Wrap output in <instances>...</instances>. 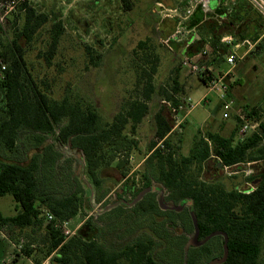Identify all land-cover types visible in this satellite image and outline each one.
Returning a JSON list of instances; mask_svg holds the SVG:
<instances>
[{
    "label": "trees",
    "instance_id": "16d2710c",
    "mask_svg": "<svg viewBox=\"0 0 264 264\" xmlns=\"http://www.w3.org/2000/svg\"><path fill=\"white\" fill-rule=\"evenodd\" d=\"M119 3L123 11H128L132 0H119ZM230 6L229 9L214 6L219 18L224 19L222 24L215 26L202 18L199 9L195 10L185 23L188 28L194 27L199 37L194 44L201 45L203 39L210 37L214 54L213 48L221 34L231 35L239 43L246 38L258 40L257 36L264 34V20L247 4L231 3ZM17 9L23 13L20 27L16 28L14 24L7 30L4 23L0 24V35L5 36L0 45V198L10 195L16 204L14 215L0 214V230L11 243L18 246L22 241L16 258L24 257L33 264L47 259L49 264H207L220 258L221 236L213 237L197 248L190 247L186 252L187 240L181 236L169 241L162 253L164 259L159 260L154 255L159 245L156 239L168 241L169 236L161 234L171 229L165 222L156 223L162 233L155 231V236H137L132 240H121V244L104 240L105 231L114 230L117 224L114 218L120 217L114 216L103 222L104 214L115 209H119V215L124 209L141 215L161 214L154 195L158 186L159 193L164 192L169 203L185 204L187 221L184 223L187 225L183 227L184 234L193 233L191 213L196 219L200 240L212 232L226 234L228 255L222 264H259L264 244V174L244 178L246 183L256 182L248 193L236 186L227 189L219 179L203 181L200 174L203 163L212 156L220 168L228 167L229 172L242 170L247 163L264 160V121L258 134L236 145L233 141L238 125L228 137L207 132L209 144L203 138L195 137L188 155L182 156L171 146L168 134L172 125L160 110L154 115L155 141L147 146V152L141 157L139 171L132 172L129 158L141 153L135 138L136 128L148 114V102L155 91L156 56L144 42L138 44L137 50L142 53L139 59L144 62L137 71L135 82L140 88V96L126 101L109 121L103 120L96 106L74 96L69 85L56 100L50 97V85L45 78H34L39 76L34 75L26 59L28 48L40 42L43 49L38 50L37 58L47 68L52 67L64 26L58 19L49 20L48 15L39 13L26 1L19 3ZM163 22L166 20L161 22L162 28ZM247 23H250V29ZM173 27L170 26L172 29L169 28L167 33L161 29L160 36H168ZM223 49L226 48L220 50ZM86 55L88 65H98V56L92 55L89 48H86ZM219 59L222 61V57ZM216 60L217 55L207 64L213 65ZM221 61L217 60V64ZM199 62L203 59L199 58ZM171 82L173 86L170 92H164V101L178 108L180 101L173 95L180 87L176 79ZM240 112L252 121H259L264 116V109L255 107L245 106ZM158 142L161 146H157ZM70 150L80 154L85 177L98 191L104 187V173L110 171L112 176L106 178L120 186V193L101 202L106 193V190L102 191L96 197L101 209L95 217L87 218L74 235L67 237L58 224L81 213L87 194L80 176H70L68 184H62L61 187L66 185L63 189L53 181L52 172L60 159L76 163ZM147 188L150 191L138 203L132 207L125 205ZM112 204L115 207L105 211ZM46 213L53 216V221L45 222ZM175 249L179 251L178 260L171 256ZM38 255L42 257L37 258Z\"/></svg>",
    "mask_w": 264,
    "mask_h": 264
},
{
    "label": "rangeland",
    "instance_id": "374dc122",
    "mask_svg": "<svg viewBox=\"0 0 264 264\" xmlns=\"http://www.w3.org/2000/svg\"><path fill=\"white\" fill-rule=\"evenodd\" d=\"M23 1L28 3L27 0ZM60 1L63 4L61 5L62 8L58 9ZM179 1L132 0L130 10L123 11L119 0H54L53 9L48 13V17L49 20L58 19L62 22L64 34L60 38L58 51L53 59V66L47 68L42 60L37 58L38 50L43 49L40 42L33 43L26 52V59L32 66L31 69L34 75L37 73L39 76L34 78L38 80L42 77L49 83L50 97L56 100L60 99L66 86L69 85L74 96L95 105L102 119L109 121L113 115L121 110L126 101L140 96V88L136 87L135 82L137 71L144 66V62L139 59L142 53L137 50V46L141 42L146 44L148 50L157 58L156 73L153 77L155 91L148 102V114L136 128L135 138L139 143L141 153L138 156L132 154L129 159V166L132 172L135 173L140 169L138 164L141 165V157L147 152V146L155 141L154 115L160 110L168 118L172 129L175 125V118L182 120L179 126L174 128L168 135L173 150L182 156L188 155L195 137L206 139L207 132L228 137L235 126L238 125L232 116L222 119L221 110H216L215 107L217 96L214 93H209L204 100H200L201 96L207 93V89L197 78L190 75L187 69L181 67L180 58L183 45L174 44L172 50L169 51L159 42L161 29L167 33L170 26H174V23L167 19L166 22H163L165 24L162 28L161 17L153 14L155 6L157 3H161L165 8H173ZM19 3L13 11L6 15L3 23L6 24L8 21L10 26L11 22L15 21L16 24ZM231 3L244 4L241 1L215 0L210 3L212 8L210 15L202 16V18L209 20L210 26L222 24L224 19L219 18L213 6L217 4L216 7L229 9ZM247 24L250 29V23ZM48 26L49 24L45 28ZM257 37H259L258 40L246 38L254 44V47L242 59H240L242 52L240 50L236 52L237 62L226 80L229 97L239 110L245 106L264 109V34ZM86 48L92 51V55L98 56L97 66L88 65ZM200 49L201 45L193 44L183 52L192 57L194 61L199 62V58L196 59L194 56ZM222 52V55H225L228 50L223 49ZM214 56L215 54H212L209 59L214 58ZM217 60L221 61V59ZM217 60L214 62L213 67L218 65ZM224 69L227 68L224 67ZM173 79L177 80L180 87V91L173 96L180 101L179 104L182 106V109L176 113L172 112L164 103V92H170ZM189 97L190 101L188 102ZM197 101L200 103L197 104ZM205 101L208 103L204 104ZM189 106L194 107L190 109ZM187 112L189 113L184 116ZM208 122H211L210 127ZM206 140L208 141V139ZM234 143L235 137L233 145ZM63 150L65 151L67 148ZM69 152L73 155L76 163L60 159L52 174L53 181L58 184L60 189L66 187V185L61 186L62 184H68L70 176H74V178L80 176L84 181L87 194L83 199V210L73 219L67 221L66 226V229L74 235L87 218L95 217L97 211L101 209L97 205L96 197L106 190L105 196L111 200L113 196L120 193V186L113 179L106 178L112 176L110 171H106L104 173V187L98 191L85 177L80 154L74 150ZM261 165L264 167V161ZM262 168L260 167V169ZM244 177L240 169L237 173L231 172V174L223 171L213 156L203 163L200 174L203 181L219 179L227 189L236 186L240 191H247L250 187L244 185L246 183ZM247 184L254 188V182ZM158 189L157 186L155 188L156 193H154L155 198L160 195ZM163 195L165 202L169 203L164 192ZM15 206L16 204L10 195L0 198V214L2 216L14 215ZM124 210L120 215L119 209H115L111 213L102 216L101 221L103 222L114 216H120L114 218L117 222L114 230L110 228L109 231H105L103 235L105 241L114 240L115 244H121V240H132L137 236H155V231L157 233L161 231L160 226H155L156 223L161 225L165 222L170 225L171 229L160 234L162 236L167 234L169 236L168 241L156 239L159 245L154 251V255L161 260L164 259L162 253L165 252L170 240H177L178 237L185 236L188 241L192 236V233L184 234L183 232V227L187 225L184 223L187 221V208L180 211L161 210V214L152 215L134 214L129 209ZM1 233L0 230V244L3 249L0 252V264L2 259L5 258L10 260L11 264H33L24 257L16 258V254H18L17 245L8 241ZM178 253L179 251L175 249L171 254L172 259L178 260ZM41 257V255H38L37 258ZM15 258L16 261H14ZM259 264H264V244L261 246Z\"/></svg>",
    "mask_w": 264,
    "mask_h": 264
},
{
    "label": "built area",
    "instance_id": "2783aa9c",
    "mask_svg": "<svg viewBox=\"0 0 264 264\" xmlns=\"http://www.w3.org/2000/svg\"><path fill=\"white\" fill-rule=\"evenodd\" d=\"M20 1L23 0H0V24L3 23L6 15L13 11ZM212 1L215 0H180L178 4L173 8H165L161 3H157L153 13L161 17V22L167 19L174 21L172 32L166 37L160 36V44L169 51L172 50V46L174 44H182V55L180 58L181 67L187 69L189 74L197 78L202 83L204 88L207 89V93L204 95V98H206V95H208L209 93H214L217 96L220 110L222 112V119H227L230 116H234L236 118V122L238 124V130L235 136L234 143V145H236L245 142L253 134H258L259 126L264 121V116L259 121H252L244 116L240 112V110L236 108L234 101L229 97L228 84L226 83V80L230 76L231 70L234 68L237 62L238 57L236 52L241 48H245V55L249 53V51L254 47V44H252L248 40H244L239 43L236 42V40L231 35L221 34L218 44L215 48H213V50L214 54L217 55V59L222 57V61L215 67H213V65L207 64L209 58L213 54L210 37H207L203 40L201 49L196 54L198 58L203 59V62L194 61L192 57L183 52V50H187V48L193 45L196 40V35H194L195 28H188L185 26V23L190 19V17L197 9L201 11L203 17L208 13H211L212 8L210 7V3ZM232 1L244 2L251 8V10L257 13L264 20V0ZM222 47L228 50L227 54L222 55V51L220 50L222 49ZM244 55H241L240 59H242ZM222 66L227 69L225 70ZM3 69L4 67L2 66L1 70ZM187 101H190L189 98L187 99ZM164 103L170 108L172 112L176 113L177 111L182 109L181 105H179L178 108H174L169 102L164 101ZM189 107L191 109L194 106ZM181 122V119L177 120L175 118V125L173 127H178ZM173 129H171L170 132H172ZM204 141L209 144V141H207L206 139H204ZM157 146H161V142H158ZM253 164H255V162L247 163L245 167ZM245 167L243 168L245 169ZM244 169L240 170V172L243 173L244 176L247 177L252 173V171H247ZM222 170L225 172H229L228 167H222ZM232 173H237V171ZM229 174H231V172H229ZM250 187L252 188L251 185ZM253 189L254 188H252V190ZM97 205L100 206V204ZM53 219L54 218L50 213L45 214L46 223L53 221ZM67 224V221L62 222L58 224V228L61 230L63 235L69 237L72 236L73 233H70L66 229ZM21 244L22 242H20V245L16 246L18 253L21 248ZM1 264H11V262L10 260L5 258L2 259ZM40 264H49L48 259L42 261Z\"/></svg>",
    "mask_w": 264,
    "mask_h": 264
},
{
    "label": "water",
    "instance_id": "95a60500",
    "mask_svg": "<svg viewBox=\"0 0 264 264\" xmlns=\"http://www.w3.org/2000/svg\"><path fill=\"white\" fill-rule=\"evenodd\" d=\"M149 191H150V188H147V189L143 190L131 202L126 203L125 205H127L128 207L134 206ZM157 203H158V206H159L160 210H164V211H166V210H170V211H180V210H183L185 208L184 205L175 206V205H173L171 203H166L164 201L163 192H161L160 195L157 197ZM113 207H115V204L108 205L105 208V211L106 210H109V209H111ZM190 218H191V223H192V226H193V234H192L191 238L185 244V247H184L185 252L190 247H199V246H202L207 241H209L211 238L216 237V236H221L223 238L222 255H221L220 258L211 260L207 264H222L226 260L227 255H228L227 236H226V234L225 233H222V232H212L209 235H207L205 238H203V239L200 240L199 239V230H198L197 222H196V219H195V217H194V215L192 213L190 214Z\"/></svg>",
    "mask_w": 264,
    "mask_h": 264
},
{
    "label": "crops",
    "instance_id": "0c3cea01",
    "mask_svg": "<svg viewBox=\"0 0 264 264\" xmlns=\"http://www.w3.org/2000/svg\"><path fill=\"white\" fill-rule=\"evenodd\" d=\"M28 1V4L29 5H31L36 11H38L39 13H43V14H46V15H48V13H50L51 12V10L53 9V3H54V0H27ZM63 3L60 1V4H58V9H61L62 8V5ZM217 4H215L214 6H216ZM213 6V7H214ZM211 7V6H210ZM17 15H18V20H16V24H15V21L14 22H11V25L9 26L8 25V21H7V23L5 24L4 23V25H5V27L7 28V30H10V27L12 28V27H14V24H15V27L16 28H18V27H20L21 26V24H22V16H23V13L22 12H20V11H18L17 12ZM6 22V21H5ZM12 30V29H11ZM194 35H196V32H194ZM4 39H5V36H3V35H0V45L4 42ZM196 39H199V37L196 35ZM204 40V39H203ZM203 42V41H202ZM201 46H202V44H201ZM241 52H242V55H244V52H245V48H244V50H243V48H241V49H239ZM238 50V51H239ZM245 56V55H244ZM194 58H198L197 56H196V54H195V56H194ZM195 61H197V60H195ZM2 79V73H1V71H0V80ZM229 91V90H228ZM2 93H0V106L2 105V103H1V99H2V95H1ZM204 95H205V93L201 96V98H200V100L202 101L203 100V98H204ZM205 99V98H204ZM189 100H190V97H189ZM199 100V101H200ZM199 101H197V104H199L200 102ZM208 101V100H207ZM207 101H205V103L204 104H206V103H208ZM215 107H216V110L218 109H220V106H219V103H218V100H217V103H216V105H215ZM188 111H190V110H188ZM189 112H187L184 116H186L187 114H188ZM208 125H209V127L211 126V122H208ZM207 125V126H208ZM19 139H20V137H19ZM143 161V160H142ZM142 161L140 162V163H142ZM264 160H262V161H258V162H255V164H253V165H250V166H248V167H245V170H249V171H252V173L249 175V176H258L259 174H264V167L261 165V163L263 162ZM252 163V162H251ZM138 166H140L139 164H138ZM260 167L262 168V169H260ZM248 177V176H247ZM244 178H246V176L244 177ZM244 185H246V186H249L250 187V185H248L247 183H245ZM252 190V188L250 187L249 188V190H247L246 192H250ZM107 197V196H106ZM106 197H104V199L101 201V202H103L104 200H106L107 198ZM97 203H100V202H97ZM2 233V236H6V235H4V232L3 231H1ZM7 239V238H6ZM1 251H3V249H2V245L0 244V252ZM2 256V255H1Z\"/></svg>",
    "mask_w": 264,
    "mask_h": 264
},
{
    "label": "flooded vegetation",
    "instance_id": "af4514ba",
    "mask_svg": "<svg viewBox=\"0 0 264 264\" xmlns=\"http://www.w3.org/2000/svg\"><path fill=\"white\" fill-rule=\"evenodd\" d=\"M254 184H256V182H254ZM244 192H246V191H244ZM164 196V195H163ZM165 201V200H164ZM167 203V202H166ZM193 234V233H192Z\"/></svg>",
    "mask_w": 264,
    "mask_h": 264
}]
</instances>
